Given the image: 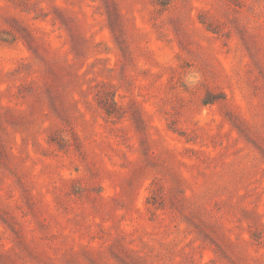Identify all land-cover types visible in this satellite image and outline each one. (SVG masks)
I'll use <instances>...</instances> for the list:
<instances>
[{"label": "rangeland", "instance_id": "1", "mask_svg": "<svg viewBox=\"0 0 264 264\" xmlns=\"http://www.w3.org/2000/svg\"><path fill=\"white\" fill-rule=\"evenodd\" d=\"M0 264H264V0H0Z\"/></svg>", "mask_w": 264, "mask_h": 264}]
</instances>
